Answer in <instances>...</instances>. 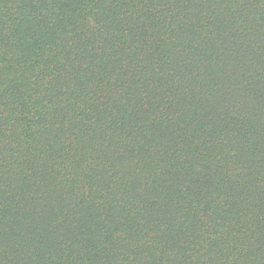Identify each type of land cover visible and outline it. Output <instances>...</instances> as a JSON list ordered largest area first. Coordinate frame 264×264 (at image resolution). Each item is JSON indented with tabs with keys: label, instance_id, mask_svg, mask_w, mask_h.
<instances>
[{
	"label": "trees",
	"instance_id": "trees-1",
	"mask_svg": "<svg viewBox=\"0 0 264 264\" xmlns=\"http://www.w3.org/2000/svg\"><path fill=\"white\" fill-rule=\"evenodd\" d=\"M0 264H264V0H0Z\"/></svg>",
	"mask_w": 264,
	"mask_h": 264
}]
</instances>
